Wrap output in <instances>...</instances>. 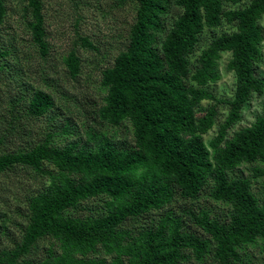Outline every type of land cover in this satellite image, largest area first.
Wrapping results in <instances>:
<instances>
[{
    "label": "trees",
    "instance_id": "trees-1",
    "mask_svg": "<svg viewBox=\"0 0 264 264\" xmlns=\"http://www.w3.org/2000/svg\"><path fill=\"white\" fill-rule=\"evenodd\" d=\"M18 1L28 45L45 61L43 2ZM240 2L118 0L136 5L135 19L124 50L100 70L102 93L88 109L60 84L83 73L75 49L62 58L65 78L55 80L35 73L33 52L15 34L0 43L8 99L0 175L21 168L43 181L16 211L18 236L0 248V264H252L253 249L264 254V200L253 187L264 185V104L248 127L228 134L250 98L264 94L254 68L263 58L264 0ZM10 15L0 0V29L12 33ZM222 25L232 31L210 34ZM75 44L98 52L79 33ZM224 53L234 78L228 99L209 88ZM126 124L130 141L114 131ZM241 165L252 166L250 177L232 174ZM202 195L211 204L195 206ZM94 200L97 215L85 206ZM38 249L43 258L28 260Z\"/></svg>",
    "mask_w": 264,
    "mask_h": 264
},
{
    "label": "rangeland",
    "instance_id": "rangeland-1",
    "mask_svg": "<svg viewBox=\"0 0 264 264\" xmlns=\"http://www.w3.org/2000/svg\"><path fill=\"white\" fill-rule=\"evenodd\" d=\"M8 12L11 13L10 29L11 32L0 29V43L9 41L13 34L16 35L17 41L21 42L25 47H29L33 52V47L28 45L29 37L24 33L23 11L24 3L18 0H4ZM43 14L45 19V31L47 35V42L49 45V52L45 61L40 60L37 52H33L35 59L32 60V68L39 73L42 69L48 74L54 73L55 80L65 78L63 75L64 67L62 65V58L71 49H75L81 58L85 59L83 66V73L77 81L69 80L63 86L64 92L68 97L70 96L77 104L88 109V103L98 99L102 91L99 87L100 70L111 65L113 58L122 50H124L128 30L135 19L136 5L128 3L123 6L117 4L118 0H42ZM247 0H241L240 5L245 6ZM12 19V20H11ZM232 29L227 25L210 31L212 35H219L221 33H230ZM87 36L90 41L98 49V52H90L79 45H76V34ZM12 34V35H11ZM209 34V33H207ZM206 34V35H207ZM208 37L203 35L202 41ZM230 55L224 53L218 61L217 70L220 74V80L214 85H210V89L216 93L220 98L228 99L231 97L234 90V78L229 72H226L225 66L229 60ZM256 76L264 78V49L262 61L254 65ZM7 97L3 86L0 85V108L4 110L7 102ZM71 102H69L70 104ZM207 102L203 103V107ZM264 104V94L261 96H252L248 103L244 106L240 121L229 131H233L248 127L260 113L261 107ZM70 108V107H69ZM226 108L221 107V116L225 114ZM82 117L81 121L85 118ZM222 118V117H221ZM59 123L58 128L61 127ZM35 128L32 131L31 139H37ZM114 131L117 133L118 139L122 141L131 140L130 126L116 127ZM216 127H214L207 135L204 136L205 141L215 135ZM33 143H31L32 145ZM252 166L241 165L235 169L232 174H240L243 177H250ZM26 170V169H25ZM21 168L8 174L0 175V225H2L1 218H7L9 222L8 234L4 235L0 231V248L10 247L11 239L17 238L18 231L15 223L20 221V217L16 211L18 209L24 210V198L30 191L38 188L42 184V180L37 183L32 179V174L27 170ZM254 192L264 200V185L261 180L253 181ZM101 202L94 200L85 206L92 210V214L97 215L103 208ZM211 201L204 198V195L195 202V206L210 205ZM88 212H79L74 215L85 216ZM22 220V219H21ZM1 230V228H0ZM43 250L38 249L36 252L27 256L28 260H41L43 258ZM252 264H260L264 258V254L260 253L258 249H253ZM193 264V263H192Z\"/></svg>",
    "mask_w": 264,
    "mask_h": 264
}]
</instances>
